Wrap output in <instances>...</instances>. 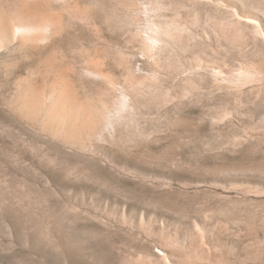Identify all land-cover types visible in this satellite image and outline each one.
I'll return each mask as SVG.
<instances>
[{
  "label": "rangeland",
  "instance_id": "374dc122",
  "mask_svg": "<svg viewBox=\"0 0 264 264\" xmlns=\"http://www.w3.org/2000/svg\"><path fill=\"white\" fill-rule=\"evenodd\" d=\"M0 264H264V0H0Z\"/></svg>",
  "mask_w": 264,
  "mask_h": 264
},
{
  "label": "bare ground",
  "instance_id": "6f19581e",
  "mask_svg": "<svg viewBox=\"0 0 264 264\" xmlns=\"http://www.w3.org/2000/svg\"><path fill=\"white\" fill-rule=\"evenodd\" d=\"M40 28V27H39ZM44 29V28H43ZM33 30V27L32 26H30V25H24V24H22L21 23V25L19 24V25H17V27L14 29V31H13V33H9V35H8V38H11L13 35L15 36V35H17V34H20V35H24V34H28V33H30V31H32ZM26 34V35H27ZM2 35V34H1ZM25 36V35H24ZM5 41V40H4Z\"/></svg>",
  "mask_w": 264,
  "mask_h": 264
}]
</instances>
